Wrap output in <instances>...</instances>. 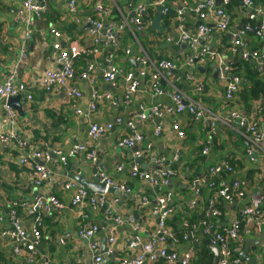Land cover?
<instances>
[{
	"label": "crops",
	"instance_id": "1",
	"mask_svg": "<svg viewBox=\"0 0 264 264\" xmlns=\"http://www.w3.org/2000/svg\"><path fill=\"white\" fill-rule=\"evenodd\" d=\"M75 1L77 11L74 15L67 12V3L65 1H51L55 4L53 8L57 11L59 23L52 24L49 22L47 26L50 27L53 25L60 28V26H62L61 23L64 25L73 24L77 28L76 32L71 39L62 32L63 43L66 45L75 43L77 45L91 47L92 42L88 29H86V25L82 24L83 21L86 20V17L90 16L92 13V7L96 0ZM158 1L159 0H101L103 5L110 10V18L113 17L112 10H116L119 16L121 15L126 18L134 15L136 5H149V9L143 19V31L139 34L141 37L145 38L144 42H142L144 46L139 43L141 49H143L151 59H158L160 57L168 58L174 60L177 65H180L179 63H181L188 54V49L184 45H178L167 41V38L176 37L172 24L174 22L173 18H168V15L162 16L160 26L163 30L148 32L152 21L157 16L158 6L155 4ZM21 2L22 0H0V85L17 61L22 31L21 25L14 21L7 10L9 7H20ZM182 2H185L187 5L184 10L185 26L186 29L192 33L199 22L194 12L197 0H171L170 4H181ZM238 2L239 4L233 7L231 30L237 28L244 29L247 34L246 39L250 48L258 49L263 47L264 43L261 42L263 40L262 37L254 31L257 23L253 22L252 24V22H249L245 16V7L241 5L240 0H238ZM263 2L264 0L257 3L262 6ZM219 3L220 2H216L215 7H219ZM51 13V8H48L44 14L49 15ZM209 13L210 15H206L205 20L207 19V23L212 28V32L206 45L211 47L215 52L225 53L230 43L229 33L220 31L215 24L216 17L214 18L212 13ZM76 17L82 20L81 25H77L74 22ZM40 18L37 19L36 26ZM47 31L46 29L43 32H45L46 38L50 40ZM158 32H160V34ZM165 35L166 38L164 37ZM44 41L49 43L51 40L46 41L43 37V42ZM43 42L35 43L34 46H31L28 51L27 61L20 68L17 76V83L27 88L28 92H31L33 96L30 102L21 100L25 115L24 117H18L16 126V134L20 139L25 140L29 146L23 149L15 141L8 142L7 144L0 142V256L2 264H70L73 261H76L78 264H91L92 254L88 248L89 243L86 240L80 239L77 235L79 229L91 225H98L100 227V230L95 233L91 240L98 243L100 250L101 245L105 243L107 249L102 253L105 262L111 263L124 257H132L137 251L129 250L127 245L129 240L134 237V234L125 221L120 225L115 224L113 220L114 217L105 221L103 219L104 210H93L87 204L80 208H73L70 205V194H65L63 192L61 183L66 182L68 179H73V176H84L86 180H91L93 168L84 153L69 159L64 166L58 165L55 162L56 158H52V161L49 162L47 166L52 171L54 179H56L57 182L52 185L39 187L38 189L34 188L29 179L30 168L35 162L20 165L18 163L19 159L25 155L27 151L30 152L33 150L41 149V151L44 152L48 149V152L54 150L66 152L75 143L84 145L88 150H95L98 159L96 169L108 176L116 184L123 185L130 190L129 193H124L125 196L119 197V203L110 208L112 216H119L123 220H126L128 216L135 217V219L141 223V232L137 233L138 236L142 241H148L155 230V217L151 212V206H141L140 203L143 197L150 196L149 188L146 183L140 182L130 176L131 165L138 164L141 169H154L151 167L155 166V158L158 156L164 155L170 157L177 155L179 159H181L183 165L188 162L191 163L199 156H204L208 159L207 164H205V166H207L222 160L230 151L218 156L211 148L207 155H201L200 147H203L209 132L207 121H194L187 114L167 115L159 120L138 121L136 115L139 112V108L151 107L158 103H169L168 95L173 91V87H175L179 88L196 104L204 107L209 115L222 117L231 107L237 108L236 110H241V103L238 102L237 97L239 91L236 92L232 104L228 105L224 97V85L219 81L218 76H214L213 74V66L215 64L213 62H207L203 66V69L198 70L197 67L200 66L198 64L190 68L193 74L191 82L180 80L181 76L179 73H183L184 75L181 69L175 71L173 76L166 75L165 77H167V79L166 82L163 83L164 86H162V95L159 97L153 96L151 93L149 88V76L147 75V78L140 80V87L132 97L130 103H123L125 74L128 72L137 74L141 69L140 66H136L135 62V65L132 63V58H127L123 55V50L126 48L130 49L135 54L138 53L139 50L138 46L132 43L130 37L125 32L121 35L120 46L118 52L115 53L114 61L121 70V75L117 77L115 84L113 86L105 84L101 78L100 69L95 70V74L91 75V80L89 82L80 81L78 78V75L84 70L88 63H95L99 68H103L106 65L105 59L108 49L105 44L101 42L97 47L98 52L96 54L88 58H81L75 62L76 77L72 81V84L80 87L83 93L82 98L64 102L63 92L53 91L51 93H45L41 92L38 86L35 85L39 75L45 69L55 66L52 59L53 54L51 52L49 56L46 58L44 57L46 49H41ZM235 59L236 61L239 60L237 57L230 56L228 63H232ZM128 61L130 63H128ZM84 64L85 67H82ZM207 66L210 67L208 70ZM257 71L259 70L257 69ZM197 82H202L204 84V91L202 93L195 90L194 85ZM93 91L100 93L109 92L112 98L117 100L118 106L113 107L108 101H105L99 104L96 110L86 115L87 105L91 100ZM262 101H251L248 112L253 111L252 107L258 106ZM75 109L80 110L82 116H77L75 114ZM116 117H121L123 121L129 119L135 120L136 129L142 135L143 142L132 149L117 148V142L130 133L124 126L112 129L97 142H92L89 139L88 126L90 123H111ZM0 119V130L3 129V131H8L9 127L6 125V122L3 121V101H0ZM172 122H176L185 133L183 139L177 138L176 134L172 131ZM159 124L162 126V132L158 137H154L153 129ZM226 131L227 129L225 127H219L218 136L221 140L224 139L225 142H227L226 147H229L231 141L227 140ZM135 151L141 153L140 158H134ZM236 155H238L237 158L239 160L242 158L240 154L236 153ZM119 166H121L122 169L118 172L117 168ZM147 166H149V168H146ZM261 175H255L253 177L255 187L258 185L257 181ZM192 187L193 185L189 184L187 178L181 172H179L176 179L172 180L170 188L173 194L172 204L175 211L182 213L184 208L187 207L188 202L193 198V193L191 191ZM51 194L56 195L67 207L63 210L53 212L51 216L45 215L43 217L41 230L42 238L35 248L36 255L34 256V261L29 263L27 262L29 253L23 256H15L12 252L13 245L10 240L1 237V233L8 228L9 224L7 205L15 202L32 205L37 196L42 197ZM110 195L115 197L112 194ZM206 197L207 194L203 199H197L194 208L196 211L193 212L191 216H195V214L199 215L201 211H205L207 203ZM152 202L153 201H151V203ZM194 209L190 210L192 211ZM18 213L24 228L28 233H31L36 222L35 217L28 216L22 209L19 210ZM262 214L264 219V209L262 210ZM235 220L243 221L242 203L234 202L231 205H227L225 213L217 220V226L220 228L229 225ZM103 221L105 224H103ZM263 226L264 224L262 228ZM114 227L115 243L110 246L106 240V232ZM170 229L172 230L171 226ZM64 237V244L61 245L59 240ZM243 237L245 241L248 239H258L260 233L249 231V233L245 234ZM200 242L212 253V247L207 244L206 237L202 234L200 229L198 230L196 228H194L193 233L189 235L188 242H179L178 239L172 236V238L167 241L166 247L169 250L176 251L180 255L188 246L190 247L196 244V247L199 248L200 257H203L204 252L200 246ZM262 242L263 237L260 244L254 245L260 249L258 252L253 253L251 250L249 252V254L255 258L254 264H260L261 260L259 256L262 252ZM109 250H111L112 253L109 254ZM212 255L214 260V254L212 253ZM194 258L195 254L190 264H193Z\"/></svg>",
	"mask_w": 264,
	"mask_h": 264
},
{
	"label": "built area",
	"instance_id": "2",
	"mask_svg": "<svg viewBox=\"0 0 264 264\" xmlns=\"http://www.w3.org/2000/svg\"><path fill=\"white\" fill-rule=\"evenodd\" d=\"M67 3V12L74 15L77 11L75 0H62ZM171 0H159L155 5L161 6L162 16H167L171 11L175 12L173 28L176 33L175 38H167V41L184 45L188 49V54L183 61L177 65L174 60L162 59L158 62L151 60L149 55L140 47L137 39V34L143 31V19L149 9V5L139 4L135 6L134 15L123 17L119 16L117 21L113 17L110 18V10H108L101 0H96L92 7V13L83 21L76 17L74 22L77 25L90 26L88 33L91 38L92 46H82L75 43H63L62 33L55 26L47 28V34L50 37V42L45 41L41 45V49L49 48L53 54L52 59L54 67L45 69L38 77L35 85L41 92L51 93L63 92L64 102L70 100H79L83 93L79 86L73 85L72 81L75 79V62L85 56H91L98 52V46L105 44L107 47L106 65L99 68L95 63H88L84 70L78 75L80 81L91 80V75L95 74L96 69H100V75L103 82L107 85L113 86L121 70L115 63V53L120 46V38L123 33L130 36L132 43L138 46V53H134L126 48L124 56L132 58L140 70L137 74L128 72L124 76L125 91L123 103L129 104L132 97L136 94L140 87V80L146 75L149 76V88L153 96L162 95V82H166V75H170L181 69L184 72L180 80L191 82L193 74L190 71L196 64L203 67L207 62H213L218 70L217 76L219 81L224 85V97L226 103L232 104L236 92L240 90L241 79L233 73L232 68L228 64L230 56L237 57L239 60L253 64L259 71V75L264 77V46L261 48H250L246 39V31L242 28L231 30V16L227 13V7L231 6L233 0H220L219 7H215L216 0H197L195 7V14L199 19L194 32L190 33L185 26L184 10L187 7L185 2L181 4H170ZM241 5L245 7V16L249 21L256 22L258 31L262 38H264V8L255 3L253 0H240ZM49 6L47 0H22L20 7H9L8 14L12 16L15 22L21 25V39L19 44V54L16 63L11 71L5 76L3 83L0 85V101H3L4 122L9 127L8 131L0 130V142L7 144L15 141L21 148H27L29 144L25 140L20 139L16 134L17 113L7 105V100L21 95V100L30 102L33 99L32 93L28 92L27 88L17 83V76L20 68L26 63L29 51V43L32 40L36 21L47 10ZM152 8V7H150ZM208 12V13H207ZM212 13L216 17V26L222 32L229 33V45L225 53L209 51L206 42L211 37L212 28L208 25L206 15ZM105 28V35L102 39L100 30ZM196 62V63H195ZM176 64V65H175ZM195 90L199 93L204 91V84L197 82ZM169 103H158L151 107H140L136 115L138 121L159 120L167 115L187 114L194 121H207L210 123V129L207 139L202 147V155H207L212 147L213 139L218 134L219 127H225L227 130H232L237 133L245 142L246 160L248 163H256L262 172L261 177L264 176V103L260 102L258 106L252 107L253 111L236 110L237 108H230L229 111L222 117L209 115L208 111L196 104L188 96H186L179 88L173 87V91L168 95ZM108 101L111 106L117 107V100L113 99L109 92L93 91L91 100L87 105V113L96 110L99 104ZM77 116H82L80 110L75 109ZM1 123V119H0ZM236 124L238 125L236 127ZM124 126L130 133L126 137H122L117 142V148L132 149L143 142L142 135L136 129L135 120L129 119L123 121L121 117H116L113 122L106 124L90 123L88 126V137L92 142H97L107 132L116 127ZM172 131L177 138L183 139L185 133L181 130L176 122H172ZM162 132V126L159 124L153 129L154 137H158ZM29 150V149H28ZM33 150L23 155L19 159L20 165H26L29 162H35L30 168L29 179L35 189L45 185H52L56 183L52 171L47 164L52 161V156L47 151ZM85 154L87 160L91 163L93 171L91 174V182L105 185L102 193H92L84 188L82 185L68 179L61 183L63 192L70 194V205L73 208H80L87 204L93 210H104L103 219L105 221L114 217L116 225L122 224L124 221L130 226L134 237L128 242V249L137 251L132 257H124L116 262H105L103 254L99 249V245L94 240H91L96 232L100 230L98 225H91L83 227L77 231L80 239L86 240L90 253L92 254L91 264H156L162 261L163 264H190V261L195 254V245L188 246L182 254H178L174 250H169L166 247L167 241L172 238V234L167 227L168 219L175 212L173 202V194L169 189L173 179L178 177L179 171L176 169V164L179 162V157L175 156H158L154 162V169H141L138 164H132L130 167V176L140 182L148 185L150 196L141 199V206H151V212L155 217V230L151 234L148 241H142L137 233L141 232V223L133 216H128L123 220L119 216H112L110 208L119 203V198L113 197L108 193V189L112 188L121 193H129L130 190L123 185H118L113 182L108 176L101 173L97 166V156L95 150H88L84 145L75 143L71 148L63 152L61 150H54L52 154L55 155V162L58 165H66L69 159L74 158L78 154ZM251 154H255L254 158ZM141 157V153L135 151L134 158ZM136 162V161H135ZM1 167V166H0ZM119 166L117 171H121ZM206 175L197 178L192 185L196 184L197 189L193 193V198L188 202L187 208L194 209L197 199L200 198L198 188L200 186L214 187V181L209 182V179L215 180L221 175L227 174L231 176L230 184H221L218 191L213 197L207 201L204 217L197 225L193 227L200 229L202 234L206 237L209 246L216 248L219 253L217 264H243L238 256L233 254L231 248L232 243H241L243 236L249 231L261 233L262 225L264 224L262 210L264 209V194L262 188L258 185L251 189L249 183L245 180H239L235 174L231 164L225 158L216 161L206 169ZM151 201H153L151 203ZM219 202L226 205H231L234 202L242 203V220L244 222V233L241 235L240 221H232L229 225L220 227L217 230V220L222 216L219 210ZM67 206L54 195L37 196L32 205L23 203H11L7 205L8 228L1 233V237L10 240L13 245L12 252L15 256H23L29 253L27 262H33L36 255L35 248L41 241L42 219L45 215L51 216L53 212L65 209ZM24 210L28 216L35 217V224L31 233H28L22 224V220L18 211ZM103 224L105 222L103 221ZM115 225V226H116ZM187 227V223H183ZM106 240L110 246L115 243V227L109 229ZM191 234V233H190ZM65 237L59 240L63 245ZM245 241V240H244ZM262 252L260 254V264H264V235ZM112 253L109 250V254ZM240 253V252H239ZM0 264L2 259L0 256ZM70 264H78L73 261Z\"/></svg>",
	"mask_w": 264,
	"mask_h": 264
},
{
	"label": "trees",
	"instance_id": "3",
	"mask_svg": "<svg viewBox=\"0 0 264 264\" xmlns=\"http://www.w3.org/2000/svg\"><path fill=\"white\" fill-rule=\"evenodd\" d=\"M253 1L255 3H257V2L260 3L262 0H253ZM47 4H48L49 8H51L52 13L49 15L44 14L38 20L37 26L34 28L32 40L29 43V50H30L32 45L33 46L35 45V43H42L43 37L45 38L46 41H50L46 38L45 32H43L44 30L47 29V27H48L47 25L49 22L52 24L59 23V17H58L57 11L53 8V6L55 4L53 2H49V1H47ZM238 4H239L238 0H233L231 6L227 7V13H229V15L231 17H232L233 7L237 6ZM112 11H113L112 12L113 18L115 20L119 21L120 18H119L118 12L116 10H112ZM167 17L173 18V20H174L175 12L171 11ZM249 22H252V21H249ZM61 24H62V26H60V28L58 27L57 29H59V31H61V33L63 32L68 38L71 39L73 34L76 32L77 28L73 24H67V25H64L63 23H61ZM252 24H253V22H252ZM158 33L160 34V32H158ZM127 35L129 36V34H127ZM249 35H250V33H249ZM164 37L166 38V35ZM137 38L139 39V43L142 46H144L142 44V42H144L145 38L141 37L140 35H137ZM124 50H123V55H124ZM50 52L51 51L49 48L46 49V52L44 53V57L46 58L47 56H49ZM116 52H118V50ZM88 57L89 56H85L83 58H88ZM127 58H129V57H127ZM162 59H168V58H161L160 57L158 59H151V60L154 62H158ZM128 63H130V62L128 61ZM230 64L229 65L232 68L233 73L236 74L237 76H239L241 79V86H240L239 93L237 95L238 102L241 103V109L243 111L246 110L248 112L250 109L249 104L251 101L258 102V101L264 100V77H261L259 75V72L257 71L256 67L251 63H246V62H243L241 60L236 61V59H235ZM82 67H85V64ZM209 68L210 67L207 66V70ZM173 74L174 73H172L171 75L173 76ZM179 74L181 77L183 76V73H179ZM145 78H147V75L143 78V80ZM236 104H238V103H236ZM226 135H227V140L231 141L229 143L230 144L229 147H226L227 142H225L224 139L221 140V138L217 134V136L213 139V144H212L211 148L215 154H218V156L225 154V152L230 151V152H228L227 155H225L226 160L231 164L235 174H237V178H239V180H242V181L245 180V183H249L251 186V189H253L254 184H255L253 177L255 175H261L262 172L260 171V169L258 168V165L256 163L250 164L247 162L246 156H245L247 148H246L245 142L242 140V138L237 133H235L234 131L229 130V129L226 131ZM200 149H201L200 153H202V147H200ZM236 153L240 154V156L242 157V158H240V160L237 158L238 155H236ZM207 161H208V159L205 158L204 156H199L197 159L193 160L191 163L188 162V163H185L183 165L181 159H179V162L176 164V169L185 175L189 184H192L193 181H195L197 178H201L204 175H206L205 174L206 169L210 166V165L205 166V164H207ZM211 181H214V187L209 188L206 185V186H200L198 188L200 198L203 199V197H205V195L207 194V197H206L207 201L213 197V195L215 194L216 191L219 190L222 183L230 184L232 179H231L230 175L223 174V175H221L220 178H216L215 180L209 179V182H211ZM257 184H259V186H261V187H264V176L262 178L258 179ZM262 191H263L262 193L264 194V188H262ZM206 205H207V203H206ZM226 206H227L226 204L219 202L218 207H219V210L222 212V214L225 213ZM195 211H196V209L191 211L186 207V208H184L182 213L175 211L173 213V215L168 219L167 227L170 230L173 237L178 239L179 242H188L190 233H193V227L195 225H197L200 220L203 219V217H204L203 211H201L199 215L195 214V216H191V214ZM184 222L187 223V227L183 226ZM170 226H171L172 230L170 229ZM243 226H244V222L240 221L241 235H243V233H244ZM216 227L218 228L217 230H220L217 225H216ZM198 241H200V240H198ZM244 242L245 241H244V237H243V240L241 241V243L237 242V243L231 244V248L234 250L233 254L235 256H238L239 252L242 251L243 246H244ZM200 246L204 252V255H203V257H200L199 248L196 247V245H195V252L196 253H195V258H194L195 260L193 259V264H212V262H213L212 253L209 251V249L202 242H200ZM250 250L253 253H256L260 249L257 246H252L250 248ZM157 264H163V262L158 261Z\"/></svg>",
	"mask_w": 264,
	"mask_h": 264
},
{
	"label": "water",
	"instance_id": "4",
	"mask_svg": "<svg viewBox=\"0 0 264 264\" xmlns=\"http://www.w3.org/2000/svg\"><path fill=\"white\" fill-rule=\"evenodd\" d=\"M50 2L53 1V0H49ZM216 2H220V0H216ZM262 6L264 7V2L262 4ZM161 11H162V7L161 6H158L157 8V16L156 18L152 21L151 23V26L148 30V32H154L155 30L156 31H162L163 28L160 26V20H161ZM258 24L256 25V29L254 30L260 37V33L258 31ZM90 26H86V29H89ZM100 34L102 36V39L104 38V35H105V28H103L102 30H100ZM145 35V34H144ZM230 36V35H229ZM263 40L261 41L262 43H264V38H262ZM209 48V51L212 50L211 47L207 46ZM132 63H134L132 61ZM196 63V62H195ZM135 65V63H134ZM137 66V64H136ZM198 70L200 69H203V67L199 66L197 67ZM217 73H218V70H217V67L214 65L213 66V74L214 76H217ZM164 82H162V86H164L163 84ZM7 105L12 108L17 114L19 117H24L25 115V112H24V106H23V103L21 101V95H18L14 98H10L7 100ZM262 103H264V101H262ZM207 125H208V130L210 129V123L207 122ZM238 125L236 124V127ZM246 147H248V144H246ZM49 154L54 158L55 155L52 154L51 151H49ZM254 158H256V155L255 154H251ZM156 159V158H155ZM137 161V160H136ZM146 168H149V166H147ZM151 168H155V166L151 167ZM73 179L79 183L80 185H82L84 188H86L88 191L92 192V193H102L105 189V185L103 184H98L96 182H91V181H88L84 178V176H73ZM172 185V183L170 184ZM171 187V186H170ZM169 187V189L171 190V188ZM197 189V186L196 184L193 185V187L191 188V191L192 193H194ZM108 193L114 195L115 197H123L125 196L124 193H121V192H118L116 190H113L112 188H109L108 189ZM264 235V226L261 230V233H260V237L258 239H248L244 242V246H243V249L242 251L239 253V258L241 259V261L244 262V264H254L255 262V258L252 257L249 252H250V248L251 246H254V245H258L260 244L261 242V239ZM207 244L209 245L208 241H207ZM106 245L105 243H103L101 245V253H104L106 251ZM212 253L214 254V260L212 262V264H217L218 263V258H219V253H218V250L216 248H212Z\"/></svg>",
	"mask_w": 264,
	"mask_h": 264
},
{
	"label": "clouds",
	"instance_id": "5",
	"mask_svg": "<svg viewBox=\"0 0 264 264\" xmlns=\"http://www.w3.org/2000/svg\"><path fill=\"white\" fill-rule=\"evenodd\" d=\"M118 198V197H117ZM241 252V251H240ZM243 262V261H242ZM243 264H244V262H243Z\"/></svg>",
	"mask_w": 264,
	"mask_h": 264
},
{
	"label": "flooded vegetation",
	"instance_id": "6",
	"mask_svg": "<svg viewBox=\"0 0 264 264\" xmlns=\"http://www.w3.org/2000/svg\"><path fill=\"white\" fill-rule=\"evenodd\" d=\"M18 115V114H17ZM19 117V116H18ZM157 264V263H156Z\"/></svg>",
	"mask_w": 264,
	"mask_h": 264
},
{
	"label": "rangeland",
	"instance_id": "7",
	"mask_svg": "<svg viewBox=\"0 0 264 264\" xmlns=\"http://www.w3.org/2000/svg\"><path fill=\"white\" fill-rule=\"evenodd\" d=\"M137 35H139V34H137Z\"/></svg>",
	"mask_w": 264,
	"mask_h": 264
}]
</instances>
